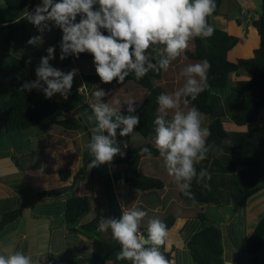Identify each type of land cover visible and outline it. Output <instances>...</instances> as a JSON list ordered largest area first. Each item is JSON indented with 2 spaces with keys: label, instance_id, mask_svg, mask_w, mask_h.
Masks as SVG:
<instances>
[{
  "label": "crops",
  "instance_id": "obj_1",
  "mask_svg": "<svg viewBox=\"0 0 264 264\" xmlns=\"http://www.w3.org/2000/svg\"><path fill=\"white\" fill-rule=\"evenodd\" d=\"M56 2L59 0H53V3ZM37 6L42 7L43 0H33L32 5L21 11L11 10L6 5L5 0H0V138L11 135L6 133L4 116L10 95V78L14 66L18 61L24 60L26 70L34 77L35 83L38 80L36 69L40 66L41 59L49 55L47 51L49 48L54 49L53 58L48 61L49 66L64 74L74 69L77 70L72 87L66 95L54 93L51 98H48L56 103L63 100L70 103L71 112L59 115L60 118L81 117L93 135L92 130L98 126V121L95 119L92 105L106 104L112 109L111 101L113 99L119 100L117 96H120L121 100L120 103L117 100L113 102L115 105L112 110L114 111L121 107L138 108L141 105L144 92L142 88L136 86H128V88L122 86V92H119L120 87L117 85H95L91 90L87 89L83 75L97 74L94 60H74L72 59L73 52L63 53L62 49H57L56 44L62 40L63 31L56 25L55 21L47 20L44 32L41 35H36L31 29L30 20L24 16V13L30 14ZM97 9H99V5H93V10ZM222 11L225 13L228 11L236 12V25L243 31L252 28L256 34L251 21L258 18V7L253 0H223L219 13ZM83 15L82 13L77 15V23ZM240 23L241 26H239ZM222 26L228 28L227 24ZM100 31L103 34L107 32L106 29H100ZM35 37L39 38L38 41L30 44L28 41ZM163 53L162 48L153 45L147 50L146 56L149 61L159 62L163 59ZM61 55L64 56V59H61ZM181 55L177 61L170 62L168 67L164 68V71L168 72L165 76L170 78L164 77L161 84L186 82L187 77L182 75V71L189 64ZM251 56H253V52ZM234 58L236 60L241 57L235 56ZM173 78H177V80ZM46 87L47 85L40 81L39 86L34 87L36 95L40 98H47L44 92ZM96 91H103L105 95L97 98L95 96ZM114 93L116 95H111ZM90 116L92 119H89ZM54 127L59 128L54 125L47 130H42L40 135L42 141H45L46 155L43 160L47 168L52 171H48L42 166L36 168L32 164H21L19 158L15 157L16 150L13 147H10V150L7 149V155L0 156V223L3 214L17 209L21 210L18 219L0 227V255L7 256L19 251L25 255H30L33 260L39 259V264H72L78 259L86 258L92 252L91 245L95 239L93 232L100 234L102 231L99 230V224H96L95 231L90 232L91 234L82 231L80 226L98 220L100 217L103 220L121 219V212H124L118 202L120 197L125 201L127 212L141 210L147 213L139 221L141 227L139 232L142 233L148 229L151 220L163 221L169 215V208L174 207L177 215L173 227L168 231L166 251L173 248V264H194L188 242L195 232L205 226L203 222L196 219L197 213L200 212L196 210L203 211L206 205L190 204L177 198L176 191L180 190L181 181H177L175 176L169 173L163 156L160 155L156 158L148 156L141 159L139 164L141 173L155 176L165 183L164 189L160 191L153 190L128 195L127 188L121 187L123 185L120 183V178L125 174V167L111 165L108 162L93 167L94 175L92 177H86L74 184V175L82 165L86 136L79 130H67V134H65L60 129L53 130ZM237 129L246 130V127L237 126ZM98 134H102V132ZM145 140L147 144L156 147L155 139L151 142V136ZM10 152L11 154H9ZM25 157L26 155L22 154V158L25 159ZM93 160L94 156H92ZM142 168L147 170L142 171ZM65 170L71 171L67 181H63L59 175ZM20 176L27 180L28 187H20ZM70 186L72 187L69 189ZM65 188V192L55 196L40 194L44 191ZM83 189L84 192H82ZM74 191L79 196H88L91 200V209L97 206L99 215L86 218V221L83 220L85 219L84 216L78 224L69 226L66 225L64 218V205L67 200L64 199V195ZM144 194L150 195V203L138 202L139 199H142L139 196ZM217 208L223 210L225 207ZM232 209V205L229 204L225 214ZM246 209L243 210V213ZM234 215L236 216L235 221H233L235 218H232V221L223 222L220 225L215 220L212 221L219 225L222 233L225 264H247V256L243 252L244 245H238L231 237L232 225L233 222L240 219L239 227L236 230H244L245 240L263 215H260L257 221H255V217L244 214L242 217L237 212ZM234 215L232 217H235ZM102 240L116 242L114 238Z\"/></svg>",
  "mask_w": 264,
  "mask_h": 264
},
{
  "label": "trees",
  "instance_id": "obj_2",
  "mask_svg": "<svg viewBox=\"0 0 264 264\" xmlns=\"http://www.w3.org/2000/svg\"><path fill=\"white\" fill-rule=\"evenodd\" d=\"M11 10H24L32 5L33 0H5ZM223 0H215L216 10L213 14L218 15ZM35 9L30 13L34 14ZM208 24L211 25L209 17ZM31 29L36 35H41L46 28V21L35 25L30 21ZM259 38V45L253 50V56L249 58H238L230 60V52L237 47L239 38L228 31L212 26L214 32L207 39H193V49L186 50L182 57L187 61H208L211 65L207 72V87L199 96L192 101L184 95L191 108L195 107L201 112L202 124L210 128L211 135L206 138L209 152V162L206 169L211 174V179L200 180L199 176L194 177L191 182L190 191L194 193L195 199H189L180 190L176 191L180 201L197 205L223 206V201L218 196L219 190H224L227 195L228 204L232 205L235 212L244 210L252 197L264 189V124L259 122L261 110L264 109V0H260L258 18L251 21ZM108 35V32L105 33ZM63 41L56 44L57 49H62ZM163 49V45H154ZM166 53H163V58ZM180 57V56H179ZM172 60L177 61L179 59ZM74 60H94L89 52L72 53ZM159 68V71L150 69L148 73L137 80L135 73L130 72L125 81L118 83L114 79L110 83L101 82L97 74L83 75V81L87 89L91 90L95 85H117L122 92L124 87L136 86L144 92L143 100L134 111L115 110L117 115L140 117L139 125L134 129L144 139L156 136L154 120L163 116L166 123L171 118L159 113L160 105L158 97L165 94L161 87L164 78V68L159 67V62L150 60ZM147 67V65L145 66ZM235 74L245 77L238 79L233 86L228 87L229 76ZM34 83V77L26 70L24 60H20L14 66L10 78V95L5 108L4 125L7 134H18L32 128L47 130L52 126H58L69 131H81L86 136V144L82 155V165L73 178V183L92 177L93 168L88 165L92 162V155L87 145L91 142L92 132L84 123L81 117L71 116L60 118L61 114H68L72 107L67 100L59 103L48 98H38L35 88L25 89L24 85ZM113 99L111 103L116 101ZM229 120L238 127H246L245 133L230 132L224 123ZM115 121V116H113ZM123 125H121V128ZM116 130V136L110 137L115 141L114 147L120 152L108 162L115 166H124L125 174L120 178V183L127 188L128 195H136L146 191H160L164 189L165 183L151 175L139 171L141 159L151 156L158 157L160 152L157 147L146 144L139 147L131 146V133L127 136H120V130ZM108 135L107 130L102 131ZM228 141V143H225ZM147 148V153L142 149ZM197 173L202 170L198 164L195 165ZM63 181H67L71 175L70 170L59 173ZM213 177V178H212ZM183 183V181H181ZM207 183L208 188L203 185ZM73 184V185H74ZM72 186L69 187V189ZM66 191L49 190L41 192V195L55 196ZM91 200L88 196H76L66 200L64 205V218L66 225L74 226L90 211ZM21 215L17 209L2 215L0 227L6 226ZM196 219L205 224L204 228L195 232L188 242L190 255L194 264H225L222 233L217 223L210 220L206 214L199 212ZM168 231L175 223V217L166 216L163 221ZM98 220H93L80 226L82 231H95ZM141 227L138 226V232ZM148 230V229H147ZM147 230L143 237L147 239ZM137 232V233H138ZM92 252L86 258L78 259L72 264H132L128 260H117V254L121 249L118 242H108L102 239H93ZM264 249V215L258 221L252 232L244 241L243 252L247 256V264H264L259 258L260 252ZM162 253L169 260H173V248L166 251V243L161 246Z\"/></svg>",
  "mask_w": 264,
  "mask_h": 264
},
{
  "label": "clouds",
  "instance_id": "obj_3",
  "mask_svg": "<svg viewBox=\"0 0 264 264\" xmlns=\"http://www.w3.org/2000/svg\"><path fill=\"white\" fill-rule=\"evenodd\" d=\"M95 4L99 5V9L93 10ZM216 7L215 0H59L56 3L43 0V6H37L34 14L25 12L24 16L35 25L47 20L55 21L63 31V53H91L101 82L110 83L116 79L122 83L130 72H134L135 78L140 80L150 69L159 71L146 56L151 46H164L166 57L159 61V67L167 68L172 60L187 50L190 41L211 37L214 28L208 24L207 18ZM81 13L84 15L77 23L76 17ZM100 29H106L108 35ZM38 39L35 37L28 42L36 43ZM47 51L49 55L41 59L36 69L38 80L31 85L25 84L24 88L38 87L43 81L47 85L44 89L47 98L54 93L66 95L77 70L64 74L52 68L48 61L53 58L54 49ZM61 59H64L63 55ZM210 67L206 60L187 65L182 71L187 81L184 88L175 93L176 99L165 94L158 97L161 111L177 108L182 93L194 101L208 86L207 72ZM104 95L103 91L95 92L97 98ZM185 103H188L187 99ZM92 109L98 126L92 130L91 142L87 145L94 156L89 169L112 161L120 152L118 147L113 146L115 141L110 137L116 136V130L121 125L120 136H127L140 122L139 116L117 115L106 104L92 105ZM128 110L134 111L131 106ZM154 124L155 144L164 157L169 173L177 181H183L180 184L183 195L194 200V193L189 190L193 178L198 175L200 180L211 179L207 169L198 174L195 167L207 159L209 147L206 138L211 135L210 128L203 126L201 112L195 107L187 112L176 111L169 123L163 116H158ZM102 130H107L108 135L98 134ZM148 151L147 148L142 149V152ZM203 186L209 187L207 183ZM145 215L147 213L141 210L124 212L119 220L101 221L99 230L110 228L113 238L121 245L117 260H128L132 264H173L161 251L169 234L165 223L159 219L151 220L147 239L137 234L139 221ZM0 264H39V259L33 260L30 255L16 251L7 256L0 255Z\"/></svg>",
  "mask_w": 264,
  "mask_h": 264
},
{
  "label": "rangeland",
  "instance_id": "obj_4",
  "mask_svg": "<svg viewBox=\"0 0 264 264\" xmlns=\"http://www.w3.org/2000/svg\"><path fill=\"white\" fill-rule=\"evenodd\" d=\"M253 2L258 7V12H259L260 0H253ZM236 16H237V13L234 11H228L226 13L222 11L218 15L212 14L211 16H209V21H210L211 25H213L215 27L223 28L222 25L227 24L228 28H223V29H226L229 33L236 35L239 38V42H238L237 47L230 53L229 58L231 60H234L235 56L241 57V58H249L251 53L257 47V45L259 43L258 36L255 34V32L252 28L247 29L246 31H243L242 28H240L236 25V20H235ZM239 26H241V23ZM187 49H193V41L189 42V47ZM185 61L188 62V64L202 63V62H198V61H187V60H185ZM167 73L168 72L165 70L164 71V77L170 78V77L165 76V74H167ZM243 77H245L244 74H241V76L231 74L229 76L228 87L233 86L238 79L243 78ZM173 79L177 80V78H173ZM185 84H186V82H183V83L182 82H178V83L169 82L166 85L161 84V87L163 88L166 95L172 96V98L175 100L176 99L175 93L178 91H181L184 88ZM111 95H116V93L111 94ZM117 97L119 98V100L117 99V101H119V103H120L121 97L120 96H117ZM38 98H40V97H38ZM114 105H115L114 103H112V105H110V106H112V109H113ZM120 106H122V105H120ZM121 109L126 110V108H124V107H121L120 110ZM189 109H191V107L185 103L184 94L182 93L180 98H179V106L177 108L164 109L163 112L161 111V108H159V113H163V114L168 115L172 120L176 111L187 112ZM201 120H202V116H201ZM259 122L264 124V109L261 110ZM224 123L230 132H235V133H245L246 132L245 129H237V126L234 125L233 123H231L228 119L227 120L225 119ZM56 129H58V130L60 129L65 134H67V130L64 128H60V127L59 128H55V127L53 128V130H56ZM41 133H42L41 129L32 128V129H29L27 131H22L18 134H11L8 137H6V136L1 137L0 138V156L7 155L8 154L7 149L10 150V147H13L16 150L15 151L16 152L15 157L19 158V162L21 164H26V165L32 164V165H35L34 167H36V168H41L40 166H42L44 169H46L48 171H52L50 168H47V166L45 165V162L43 160V158L46 154H45V141H42L41 136H40ZM151 138H152L151 142H153L155 137L151 136ZM146 144H147V141L140 134H138L135 130L131 133V145H132V147H139V146L146 145ZM9 154H11V152ZM22 154L26 155L25 159L22 158ZM209 157H212V156L207 155V159H205L204 161H201L198 164L202 170L206 169V167H207L206 164L209 162ZM150 160L153 161L152 159H150ZM144 170H147V169L142 168V171H144ZM19 180H20V187H22V188L28 187L27 180L25 178L20 176ZM121 187H125V186H121ZM84 191L85 190L83 189L82 192H84ZM76 196H79V195L75 191L73 193L69 192L68 195L67 194L64 195V199H68V198H72V197H76ZM218 196L223 201L222 204H223V207H225L223 210H219L217 208V206H215V205H210V206H205L203 211H201L200 209H198L196 211L203 212L204 214H206V216L209 219L215 220L219 225L223 222L232 221V218H235V219H233V221H235L236 216L234 215L235 212L233 211V209L231 211H229L227 214H225V212H227V206L229 205L227 202L226 192L224 190L220 189L218 192ZM139 197L142 199H139L138 202H143L144 204L146 202L147 203L151 202L149 194H144L143 196H139ZM118 202H119V205L122 206L123 212H127L125 201L119 197ZM190 204H193V203H190ZM121 214L123 215L122 212H121ZM168 214L172 215L173 217H175L177 215V213L174 210V207L169 208ZM237 214L239 216H242V217H243V214L245 216L255 217V221H257L259 219L260 215H264V189L258 195L253 197L248 202L247 209L244 213H243V210L242 211L240 210V211H237ZM96 215H99V208L97 206H94L90 210V212L85 215V217H84L85 219H83V220L86 221V218H91V217L96 216ZM232 215H234L235 217H232ZM237 219H239V218H237ZM239 220H237L236 222H233L232 230H231V237H232V239L235 240V242L238 245L243 246L244 241H245L244 240V237H245L244 230L243 229H241V230L237 229L236 230V228L239 227V222H240ZM101 221H103V219L100 217L98 219L97 224H100ZM84 232H86V231H84ZM86 233H90V232H86ZM93 234L95 235L94 237L97 239H108V240L113 239L111 229H107L105 231H102V233H100V234L93 232ZM104 235L106 238L104 237ZM107 236H108V238H107ZM142 237H143V234H142ZM116 242H117V240H116ZM259 258L264 261V249L260 252Z\"/></svg>",
  "mask_w": 264,
  "mask_h": 264
},
{
  "label": "built area",
  "instance_id": "obj_5",
  "mask_svg": "<svg viewBox=\"0 0 264 264\" xmlns=\"http://www.w3.org/2000/svg\"><path fill=\"white\" fill-rule=\"evenodd\" d=\"M0 25H1V24H0ZM137 234H138L139 236L142 237V234H143V233H142V232H138Z\"/></svg>",
  "mask_w": 264,
  "mask_h": 264
},
{
  "label": "water",
  "instance_id": "obj_6",
  "mask_svg": "<svg viewBox=\"0 0 264 264\" xmlns=\"http://www.w3.org/2000/svg\"><path fill=\"white\" fill-rule=\"evenodd\" d=\"M143 238H145V237H143ZM146 239V238H145Z\"/></svg>",
  "mask_w": 264,
  "mask_h": 264
}]
</instances>
